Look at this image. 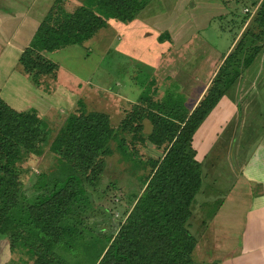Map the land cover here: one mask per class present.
<instances>
[{
	"label": "rangeland",
	"instance_id": "obj_1",
	"mask_svg": "<svg viewBox=\"0 0 264 264\" xmlns=\"http://www.w3.org/2000/svg\"><path fill=\"white\" fill-rule=\"evenodd\" d=\"M235 2L232 16L220 24L227 30L225 35L214 28L206 33L209 45L218 48L219 53L224 52L221 50H224L232 38H241L255 14V9L249 6L250 2ZM1 7L7 10H2ZM81 9H93L92 0L0 1V12L12 14V17L0 16V22H8L7 31L0 34V47L12 39L17 20H24L18 26L17 36L23 37L24 34L22 47L26 49V42H31L38 27L49 20L51 15L55 17L59 13L71 14ZM15 12L27 15L23 18L14 14ZM116 24L118 22L109 20L105 28L80 46L45 53L48 60L69 73H74L75 77H66L65 73L57 71L55 79L43 78L41 85L36 87L21 72L16 56L10 59L6 54L0 63V98L15 111L34 109L46 124V144H42L41 149L24 156L17 163L22 170L19 176L20 199L25 204L32 203L38 195L48 194L55 181L68 175L69 170L51 153L50 145L64 128L70 114L81 111L103 114L108 117L111 127L119 131L133 106L144 111L151 102H163L169 95L181 96L182 88L177 86L176 78L164 77L169 66L164 64L156 71L158 65L155 66V56H164L162 63H168L170 58L174 59L171 53L162 54L156 48L165 44L139 52L152 65L142 62L123 64L122 59L124 62L131 59H126L121 52L116 53V48L120 45L114 30ZM252 28H249L248 39L250 34L260 32ZM17 42L19 41H12ZM254 49H258L257 54ZM107 52L111 54H106ZM239 53L241 62L238 76L241 77H236L233 83L227 84L207 122L198 128L192 142L195 158L201 165L203 181L188 222L189 232L196 240V264H220L224 255L217 252L216 239L217 242L225 239L226 242H222L224 246L228 243L225 247L227 253H224L226 257L232 253L242 227L241 210L245 205L239 203L234 208L232 198H229L233 192L238 193L233 188L234 171L241 167L244 160L248 161L250 152L257 145L255 142L264 139V36L246 40ZM112 56L119 57V60L110 62ZM248 60L251 62L248 63ZM144 95L148 102L144 100ZM183 101L184 108L192 113L199 99L187 100L183 97ZM227 103L235 105L238 116L236 118L231 114L228 116L227 121L230 123L227 126L218 125L217 120L222 117V111L226 108L223 106H229ZM141 123V137L145 143H136V151L133 152L131 136H121L126 142L112 144L113 153L106 158L102 173L84 184L90 197V208L73 220L78 233L76 238L80 239L81 245L72 252L68 249L57 252L69 264H91L97 256L106 252L105 239L117 233L118 224L128 215L135 195L141 194L145 189L143 182L150 173V161L162 157V150H157L146 141L152 131L150 122L144 120ZM245 123H252L255 130H252L253 127L241 130V125ZM239 139L242 141L241 149L239 154H234V143ZM42 176L45 177L41 178ZM35 185L43 187L36 190ZM226 198L229 200L224 206ZM34 261L32 252L22 249L11 251L6 238L0 237V264H34ZM259 262L264 264L262 260Z\"/></svg>",
	"mask_w": 264,
	"mask_h": 264
},
{
	"label": "trees",
	"instance_id": "obj_2",
	"mask_svg": "<svg viewBox=\"0 0 264 264\" xmlns=\"http://www.w3.org/2000/svg\"><path fill=\"white\" fill-rule=\"evenodd\" d=\"M246 1L255 14L192 113L184 108L182 96L169 95L163 102L149 103L144 111L133 106L119 131L103 114H70L50 145L51 153L69 173L55 181L48 194L38 195L29 204L20 199L22 170L17 163L46 144V124L34 109L17 112L0 99V237L6 238L11 251L32 252L34 264H69L57 252H72L81 245L73 220L90 208L84 184L102 173L106 158L113 153L111 145L126 142L121 136H131L133 152L136 143H145L141 122L147 120L152 131L146 141L162 150V157L150 161V173L143 182L145 189L135 195L117 233L105 239L106 252L91 264H196V240L188 222L203 181L192 142L227 84L239 78L242 44L264 36V0ZM150 2L92 0L91 10L51 15L20 55L21 72L36 87L43 78L55 79L58 66L42 54L82 45L109 20L131 23ZM251 26L260 32L250 34L248 39ZM254 50L257 54L258 49ZM144 100L148 102L145 95ZM42 187L35 185L36 190Z\"/></svg>",
	"mask_w": 264,
	"mask_h": 264
},
{
	"label": "crops",
	"instance_id": "obj_3",
	"mask_svg": "<svg viewBox=\"0 0 264 264\" xmlns=\"http://www.w3.org/2000/svg\"><path fill=\"white\" fill-rule=\"evenodd\" d=\"M0 1L16 2L19 0ZM235 3V0H151L150 4L138 14L134 21L128 24L118 22L114 26L115 35H118L120 41L119 47L116 48L117 52L116 50L115 52L117 54L121 52L122 56L131 59L126 58L128 62H124L122 59L121 63L123 64L129 62L130 64L131 62L150 64L151 61L139 52L156 47L159 44H165V46L162 45L156 48L161 50L162 54L171 53L174 59L170 58L168 63H162L165 59L164 56L161 58L158 55L155 56V66L158 65L156 71L166 64L169 67L165 71L164 77L176 78L177 86L182 88L180 95L187 100L199 99L201 101L220 66L233 51L239 40V37L232 38V41L226 45L224 50H221L224 52L219 53L217 52L218 48L209 45L206 33L214 28L220 34L225 35L227 30L220 24L226 21L229 16H232ZM10 8L12 9V7ZM1 9L7 10L4 7H1ZM14 14H18L23 18L27 15L18 12ZM1 15L12 17V14L2 11L0 12ZM23 21L17 20L15 22V31L12 32V39H9L12 41L18 40L19 42L12 43L8 40L6 41L7 45L0 47V49L4 48L0 52V63L3 62L6 54L10 59H14L16 56L15 59L18 62L24 50L22 43L25 38L24 34L23 37H18L17 31L19 24ZM7 26L8 22H0V34L7 31ZM29 43L30 40L26 42L28 45ZM106 54L111 53L107 52ZM43 55L45 56V53ZM112 57L113 59H110V62L119 60L117 56ZM56 65L59 73H65L64 76L66 77H75L74 73H69L65 68L62 69L60 65ZM227 104L229 106H226V104L223 106L226 108L222 111V117L217 120L218 125L227 126L230 123V121H227L228 116L231 114L236 118L238 116L235 105ZM207 119L208 117L204 122H207ZM241 126V130H249L253 127V124L245 123ZM252 130H255V128L253 127ZM241 143L240 139L235 141L234 154H239ZM255 143L257 147L255 146V150L250 152L248 161L244 160L241 167L234 171L233 188L238 193L233 192L229 198H232L234 208L239 203L245 204L241 210L243 214L242 227L238 239H236L237 242L233 246V251L227 254V257L224 253H227L225 247L228 243L224 246L222 242H226L225 239H221L219 242L216 239L217 252L224 255L221 257L220 264H261L260 260L264 263V139L261 138ZM229 198L224 201V206Z\"/></svg>",
	"mask_w": 264,
	"mask_h": 264
}]
</instances>
